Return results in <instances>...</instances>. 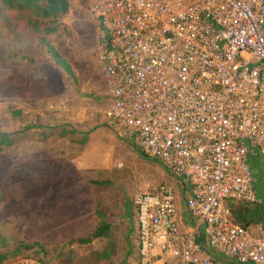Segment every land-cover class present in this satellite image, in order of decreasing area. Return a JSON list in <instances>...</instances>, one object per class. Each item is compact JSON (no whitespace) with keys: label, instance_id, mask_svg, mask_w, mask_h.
Here are the masks:
<instances>
[{"label":"built area","instance_id":"2783aa9c","mask_svg":"<svg viewBox=\"0 0 264 264\" xmlns=\"http://www.w3.org/2000/svg\"><path fill=\"white\" fill-rule=\"evenodd\" d=\"M85 4L103 32L104 126L173 183L133 198L136 264H264V231L225 206H264V0Z\"/></svg>","mask_w":264,"mask_h":264},{"label":"rangeland","instance_id":"374dc122","mask_svg":"<svg viewBox=\"0 0 264 264\" xmlns=\"http://www.w3.org/2000/svg\"><path fill=\"white\" fill-rule=\"evenodd\" d=\"M69 4L65 14L52 19L55 31L47 34L20 31V17L32 15L9 11L0 2V132L23 140L0 152V255L8 256L1 264H84L107 240L65 243L91 233L97 203L111 216L112 260L136 264L133 198L169 181L157 161L104 126L109 88L98 60L103 32L85 0ZM60 177L78 181L82 194L58 208L51 190ZM89 180L108 183L96 192ZM20 244H38L45 253L29 258Z\"/></svg>","mask_w":264,"mask_h":264},{"label":"trees","instance_id":"16d2710c","mask_svg":"<svg viewBox=\"0 0 264 264\" xmlns=\"http://www.w3.org/2000/svg\"><path fill=\"white\" fill-rule=\"evenodd\" d=\"M1 4L9 11L14 13L29 12L30 15L26 17H20V23L18 28L20 31H40L45 33H53L55 28L52 27L53 18L59 15L65 14L69 9V0H0ZM23 14V13H22ZM103 39V38H102ZM103 41V40H102ZM104 42V41H103ZM103 100L104 99H100ZM103 104V108L106 106ZM101 106V104H100ZM19 112H13L12 117L17 118ZM22 139L19 135L11 136L6 133L0 132V152L18 147L22 143ZM108 182L100 180H89V184L94 187L97 192L101 185H105ZM225 206L230 214V219L236 225L248 229L251 227L259 226L264 230V206H250L246 203L227 199ZM94 215L97 218L92 232L85 238L71 239L65 243L66 246L72 244L85 245L96 239H106V245L100 251L90 252L84 261V264H116L112 260V256L115 253V242L112 235L113 225L109 222L111 218L107 214L106 210L99 209L98 203ZM19 249L28 251L29 258L38 257L40 254L45 253L43 247L38 244L24 245L20 244ZM131 249V248H130ZM129 250V249H128ZM135 262L137 257V248L134 247ZM69 254V252H67ZM7 255H0V264L7 258ZM39 262V261H38ZM118 264H125L121 262Z\"/></svg>","mask_w":264,"mask_h":264},{"label":"crops","instance_id":"0c3cea01","mask_svg":"<svg viewBox=\"0 0 264 264\" xmlns=\"http://www.w3.org/2000/svg\"><path fill=\"white\" fill-rule=\"evenodd\" d=\"M103 156H104L103 157L104 160H109V157H107L108 155H107V153L105 151H103ZM149 160H151V159H149ZM78 165H79L78 162L75 161L74 166L77 167ZM166 179L169 180V181H166V182L171 183L170 182L171 181L170 178H166ZM51 194H52V197H53V201L58 203L57 206L59 208L60 207L59 205L60 204L62 205L63 202H67L68 203V202L74 200V197L76 199V195L82 194V190L78 186V181H72L70 177H60V178L57 179L56 183H55V181H53V186H52ZM93 228L90 230V232H92ZM134 254L135 253L133 251L131 253V255H133V260H135L134 259V257H135ZM156 264H158V263H156Z\"/></svg>","mask_w":264,"mask_h":264}]
</instances>
